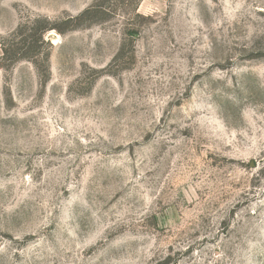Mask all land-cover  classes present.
I'll list each match as a JSON object with an SVG mask.
<instances>
[{"label": "rangeland", "instance_id": "rangeland-1", "mask_svg": "<svg viewBox=\"0 0 264 264\" xmlns=\"http://www.w3.org/2000/svg\"><path fill=\"white\" fill-rule=\"evenodd\" d=\"M0 264H264V0H0Z\"/></svg>", "mask_w": 264, "mask_h": 264}]
</instances>
